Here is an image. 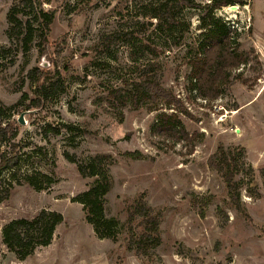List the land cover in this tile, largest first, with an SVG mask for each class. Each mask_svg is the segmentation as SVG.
Returning <instances> with one entry per match:
<instances>
[{
    "label": "rangeland",
    "instance_id": "374dc122",
    "mask_svg": "<svg viewBox=\"0 0 264 264\" xmlns=\"http://www.w3.org/2000/svg\"><path fill=\"white\" fill-rule=\"evenodd\" d=\"M13 1L0 0V44L11 47L0 54V124L21 126L19 176L38 170L53 182L36 189L23 180L0 202V264H264V0L214 12L244 56L215 100L200 97L191 76V58L204 51L201 24L211 0H196L200 8L183 9L173 29L162 31L146 7L162 0H35L36 11L55 14L46 51L37 37L28 50L9 37ZM36 67L65 81L42 106L31 104L29 72ZM151 76L180 108L134 99L136 83ZM29 109L38 111L20 124ZM162 112L178 120L165 126ZM219 149L239 159L238 201L210 165ZM101 154L112 157L105 211L118 222L116 240L98 237L75 200L96 179L83 176L79 164ZM42 209L64 220L50 245L20 259L2 229ZM148 213L158 218L161 240L143 251L131 238L147 230Z\"/></svg>",
    "mask_w": 264,
    "mask_h": 264
},
{
    "label": "trees",
    "instance_id": "16d2710c",
    "mask_svg": "<svg viewBox=\"0 0 264 264\" xmlns=\"http://www.w3.org/2000/svg\"><path fill=\"white\" fill-rule=\"evenodd\" d=\"M35 0H14L8 12L10 38H20L25 50H28L35 37L39 38L41 51H46L49 45L48 31L55 14L52 11L34 8ZM238 0H211L206 5L207 11L202 17L201 41L203 54L191 58V76L194 78L192 88L206 100H215L221 93L222 86L231 83L230 73L242 64L244 56L236 49L230 37L228 27L221 23L215 16L217 8L232 5ZM243 2V1H242ZM202 5L196 0H162L156 4L146 5L147 14L159 21L158 30H171L178 22V14L185 8H200ZM28 9H31V12ZM38 25H35V22ZM37 32V33H36ZM125 34V33H124ZM11 47L0 44V54L7 53ZM13 62V60L11 61ZM29 77L34 83V98L31 104L42 106L47 100L60 92L65 81L59 77L53 79L48 69L36 67L29 72ZM123 93V91H119ZM25 97L27 94L24 95ZM149 99L152 102L164 101L167 106L175 105L180 108L181 100L169 89L162 86L156 77H144L136 83L134 99ZM165 126H171L178 120L177 113L162 112L159 115ZM63 127L72 130L70 124ZM21 126L14 121L0 124V202L10 198L13 188L22 181L28 182L36 189H43L52 184L53 179L41 171L33 170L21 177L18 172L24 162L22 143L18 139ZM135 156L137 152L127 153ZM71 161L75 159L66 153ZM112 157L110 155H96L79 164V171L83 176H95V182L87 190L80 193L75 200L83 205L86 219L94 227L100 238L116 240L118 222L106 215V194L111 190L113 179L110 172ZM210 165L221 172L227 182L231 197L240 200V185L235 177L239 172L240 163L237 155H231L224 149L214 154ZM6 173L9 175L6 176ZM144 206L136 209L141 213ZM135 212V213H136ZM64 220L61 212L42 209L36 216L15 218L6 223L2 229L3 242L11 252L20 259L33 255L37 248L48 246L52 243L56 229ZM147 230L142 233H132L131 242L138 250L146 251L160 243L159 222L155 216L145 217Z\"/></svg>",
    "mask_w": 264,
    "mask_h": 264
},
{
    "label": "water",
    "instance_id": "95a60500",
    "mask_svg": "<svg viewBox=\"0 0 264 264\" xmlns=\"http://www.w3.org/2000/svg\"><path fill=\"white\" fill-rule=\"evenodd\" d=\"M232 9H237V6L236 5H232L231 6ZM43 66H48V64H42ZM38 111V109H29V110H26L24 111L21 116L18 118V121L20 124H26L28 121L24 119V117L27 115V114H31V113H36Z\"/></svg>",
    "mask_w": 264,
    "mask_h": 264
}]
</instances>
